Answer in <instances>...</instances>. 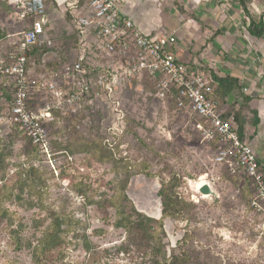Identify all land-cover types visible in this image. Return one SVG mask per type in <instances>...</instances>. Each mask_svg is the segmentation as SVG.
<instances>
[{"label":"rangeland","instance_id":"1","mask_svg":"<svg viewBox=\"0 0 264 264\" xmlns=\"http://www.w3.org/2000/svg\"><path fill=\"white\" fill-rule=\"evenodd\" d=\"M127 2L139 24H149L156 34L177 35L181 61L205 66L219 78H242L252 68L253 77L259 75L264 82V39L248 34L237 0ZM46 4L50 23L44 48L55 57L50 63L44 62L45 55L30 60L29 105L36 111L44 102L41 78L49 81L52 68L68 63L76 45L67 5ZM248 7L256 21L264 17V0H251ZM23 29L8 0H0V205L17 215H7L5 224L19 230L22 238L17 251L0 231V264H32L37 240L50 224L36 189L51 203H66L78 222L68 235L71 245L62 244L65 252L54 254V264H134L135 257L123 251L127 234L122 211L111 200L124 192L138 212L160 220L158 192L164 182L177 186L184 209L182 215L162 220L166 238L160 256H168L187 235L188 264H264V238L250 222L244 183L214 163L216 150L193 132V118L161 102L154 90L135 83L120 92L124 129L111 112V102L100 99L84 102L76 112L52 111L41 129L22 130L12 123L13 91L3 79L2 61L14 52ZM218 92L230 113L244 118L243 107L235 111L241 91L232 97ZM204 175L217 198L198 193L206 184L205 177L200 179ZM80 183L87 206L77 189ZM123 205L130 209L128 201Z\"/></svg>","mask_w":264,"mask_h":264},{"label":"built area","instance_id":"2","mask_svg":"<svg viewBox=\"0 0 264 264\" xmlns=\"http://www.w3.org/2000/svg\"><path fill=\"white\" fill-rule=\"evenodd\" d=\"M9 4L18 23L24 25L14 52L2 61V74L13 81L12 123L22 130L41 129L42 120L49 119L52 111L76 112L84 102L100 99L111 102V112L124 129L126 114L120 92L135 83L146 89L144 82L149 80L161 102L193 118V132L216 150L214 163L230 176L248 180L250 222L264 238V166L251 145L241 139L233 117H226V107L214 98L210 71L179 59L175 33H145L122 10L119 0H68L66 10L76 36L72 59L53 67L49 81L41 78L45 81L40 89L44 102L42 110L36 111L29 105L33 82L28 54L48 45L50 8L45 0H9ZM203 177L206 184L202 186L212 189L207 175L200 179Z\"/></svg>","mask_w":264,"mask_h":264},{"label":"trees","instance_id":"3","mask_svg":"<svg viewBox=\"0 0 264 264\" xmlns=\"http://www.w3.org/2000/svg\"><path fill=\"white\" fill-rule=\"evenodd\" d=\"M237 1L240 9L247 19L246 27L248 34L257 40L264 39V18L261 17L258 21L253 19L248 7L251 0ZM48 52L49 50H46L44 47L33 48V50L28 54V59L30 61L35 54H38L40 59H42ZM210 73L215 83L214 98L221 106H226L228 103L225 102L224 104V102L220 100L218 91H224V93L228 95L233 94L238 90L241 91L239 80L232 77L219 78L211 71ZM3 79L6 81L8 86L12 87L13 91V81L4 75ZM144 85L146 90L153 91L154 87L149 80H146ZM241 97L243 98V96L240 95L239 98ZM244 100H246V98H244ZM226 117H233L241 136L242 128L245 125L243 118L239 116V114L230 113L229 109L226 111ZM231 177L233 180H240L244 183L243 189L247 195V211H249L252 195L248 180L241 179L240 177ZM77 189L81 191V195L86 199L85 200L82 197L85 202H83L84 206H87L86 201L89 202V200L86 198L87 192L82 190L83 185L80 183V186H78ZM177 190V186L174 183H161V189L158 192V196L162 202V218L160 220L149 218L143 213L138 212L124 192L118 193L117 196L111 200H114V202L120 206V210L122 211L120 214L122 216L121 225H123L127 234V245L123 246V251L125 254H130L135 257L134 264H188L189 254L186 249L187 235H184L182 239L177 242L176 246L171 248L168 256H160V253L162 252L163 240L166 238L162 220L170 217H178L182 215V211L184 209H182L181 196ZM35 195L38 197L37 202H40V204L42 203L40 205V209L44 210L47 214V217L44 220H49L50 224L48 228L43 231L42 236L37 240L36 246L32 252V264H54V254L58 253L57 255L60 256L65 252L64 249H61L62 244L68 246L71 245L72 242L69 241L68 235L73 231V226L78 225V222L74 220L73 213L65 208L66 203H51L48 201L47 196L44 193L40 194V191L37 189L35 190ZM124 201L129 202L130 209L123 205ZM0 208V231L6 232L9 237V246L18 251L22 247V238L19 230L15 231L12 229L11 225L5 224L7 215H13L14 218L17 217V215L14 213H8L6 210H2L3 207L1 205ZM64 225L65 228L62 230L61 227ZM6 264H17V262L8 261Z\"/></svg>","mask_w":264,"mask_h":264},{"label":"crops","instance_id":"4","mask_svg":"<svg viewBox=\"0 0 264 264\" xmlns=\"http://www.w3.org/2000/svg\"><path fill=\"white\" fill-rule=\"evenodd\" d=\"M67 1L68 0H51V3L53 6L61 7L66 5ZM119 1L121 3L122 10L131 17L133 22L140 29L148 34L161 35L156 34L154 32L155 30H153L154 28L150 27L149 24L141 25L138 23V21L135 19V15H132V10L131 7H129L130 4L127 2V0ZM253 19L256 21L254 17ZM251 69L252 68H250L247 74H245V76L242 78L237 75L232 76L233 78L239 80L241 93L243 96V98H238V103L235 106V111L238 112L242 107L245 110L243 114V121H245V125L243 126L241 131V139L251 145L259 161V164L261 166H264V82L262 80V77H259V75H255L256 77H253L255 73L253 74ZM232 95L233 94H230L228 96L232 97ZM244 98H246V100H244ZM225 107L226 109H230L229 104H226Z\"/></svg>","mask_w":264,"mask_h":264},{"label":"water","instance_id":"5","mask_svg":"<svg viewBox=\"0 0 264 264\" xmlns=\"http://www.w3.org/2000/svg\"><path fill=\"white\" fill-rule=\"evenodd\" d=\"M55 57V54L52 52H48L43 60L46 63H50ZM198 193L201 195H207V196H212L214 198H217V194L214 192V190L211 189L209 185H204L201 188H199Z\"/></svg>","mask_w":264,"mask_h":264}]
</instances>
